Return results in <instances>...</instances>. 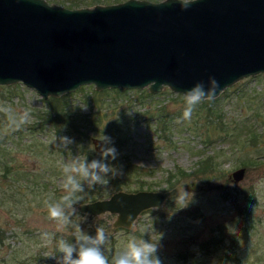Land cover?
I'll return each instance as SVG.
<instances>
[{"label": "rangeland", "instance_id": "1", "mask_svg": "<svg viewBox=\"0 0 264 264\" xmlns=\"http://www.w3.org/2000/svg\"><path fill=\"white\" fill-rule=\"evenodd\" d=\"M47 1L70 5V0ZM75 1L81 7L96 4ZM108 89L89 84L44 99L20 82L0 84V264H57V242L75 243L77 226L90 236L97 227L105 230L108 241L103 248L109 262L134 237L157 245L163 264H180L182 255L189 264H264V72L205 99L190 119L177 114L185 108L183 93L167 86L155 93L147 88ZM208 108L214 111L208 113ZM159 109L172 116L165 131L157 130L154 116ZM70 115L81 129L74 134L63 125ZM79 116L100 124L84 135L85 122ZM53 119L57 127L51 125ZM111 122L121 127L125 123L127 142L110 137L106 127ZM93 136L111 138L118 156L110 163L120 162L121 169L113 165L122 179L120 190H168L177 185L183 190L162 207L142 211L130 228L113 227L115 214L93 216L77 209L68 225H59L49 218L47 204L58 201L54 194H65V162L100 158ZM63 137L72 142L65 146ZM213 150L222 153L218 169L205 176L192 173L199 155ZM243 161L248 164L241 165ZM241 166L244 177L233 182L229 175ZM181 170L189 175H180ZM170 172L179 174L172 185L167 181ZM112 178L109 174L107 185H85L77 204L92 201L87 191L94 200L110 196L116 191ZM45 233L50 239L43 238Z\"/></svg>", "mask_w": 264, "mask_h": 264}, {"label": "water", "instance_id": "2", "mask_svg": "<svg viewBox=\"0 0 264 264\" xmlns=\"http://www.w3.org/2000/svg\"><path fill=\"white\" fill-rule=\"evenodd\" d=\"M190 4L186 9L184 5ZM264 72V0H123L70 8L47 0H0V84L22 83L42 98L80 86L184 93L209 77L216 96ZM99 137H91L99 152ZM245 174L231 172L233 182ZM168 190H116L77 204L81 213L115 214L130 228ZM180 264H189L182 262Z\"/></svg>", "mask_w": 264, "mask_h": 264}, {"label": "clouds", "instance_id": "3", "mask_svg": "<svg viewBox=\"0 0 264 264\" xmlns=\"http://www.w3.org/2000/svg\"><path fill=\"white\" fill-rule=\"evenodd\" d=\"M190 4L184 5L186 9ZM219 83L214 77H209L207 86L203 81L197 82L191 89L183 93L185 108L183 119H190L197 105L205 99L215 97ZM72 141L61 138V143L67 146ZM110 137L99 139L100 158L88 162L76 157L62 166L64 195L54 203L47 204L48 216L59 225H68L72 215L76 213L74 205L78 203V194L84 192V186L107 185V177L116 174V169L110 163L117 159L118 153ZM78 235L75 243L64 239L57 242V252L60 254L57 264H163L158 255L159 247L147 240L130 238L124 249L109 259L104 254L103 246L108 241V235L102 227H97L94 236L84 233L77 226ZM43 238L50 239L48 233Z\"/></svg>", "mask_w": 264, "mask_h": 264}, {"label": "trees", "instance_id": "4", "mask_svg": "<svg viewBox=\"0 0 264 264\" xmlns=\"http://www.w3.org/2000/svg\"><path fill=\"white\" fill-rule=\"evenodd\" d=\"M120 1H123V0H93L92 2L93 3H103V4H107V3H115V2H120ZM151 1H159V0H151ZM79 2H76L75 0L72 1L70 0V5L68 7L70 8H76V7H81L80 4H78ZM87 6V5H86ZM106 91H108L109 89L106 88L104 89ZM113 90H120L121 89H113ZM210 101V100H208ZM210 103V102H209ZM164 108V107H163ZM55 111H58V109H55ZM206 111L208 113L210 112H213L214 110H211L210 108L206 109ZM183 111L179 110L177 111V114H182ZM56 115V114H55ZM169 114L165 113L164 111L160 112V109L158 111V113L154 116L155 118V121L156 123L158 122V126H157V130L159 131H165L167 129H169L170 127V122H171V119H172V116H168ZM60 116H55L56 119H59ZM89 117V116H88ZM56 119H53V121H50L51 125L52 126H55L57 127V120ZM79 121L82 122H85L83 124V133L84 135L86 134V132H89V131H94L97 129V126L100 124V120H97L95 118L93 119H90V118H87L86 116L82 117V116H79L78 117ZM72 120H76L75 116L73 115H70L68 118H65V120H63V125L66 127V129L69 131L70 134H74L76 132H79L81 129H78V127L76 126L77 124H75V122H73ZM108 125V124H106ZM125 126V123L122 125V127L120 126V124H117L116 122H111L109 123V125L106 127V130H107V133H109L110 137H113L114 139H117L120 144L122 143H125L127 142V139L125 137V130H124V127ZM195 128H197V126H194ZM222 128H224V125L221 126ZM221 128V129H222ZM82 132L78 133V134H81ZM251 135V134H250ZM253 138L255 137V139L257 138V134L255 133H252ZM201 154V153H200ZM199 155V153H198ZM222 155L221 152H217L215 150L212 151L211 154H204V155H199V158L197 160V164H196V168L194 171H192V173H195L197 175H202V176H205L207 175V173L210 172V170H217L218 169V166L220 164L219 161H217V159ZM205 156V157H204ZM91 155L89 154L88 158H90ZM92 159H87L88 162H90ZM245 164H248L247 162H242L241 165H245ZM114 167H120V162L117 160L116 163H113ZM125 167V166H124ZM121 169V167H120ZM208 171V172H207ZM117 172V171H116ZM180 175H189V172H185L183 170H181V173H179ZM179 174H176V173H172L170 172V175L167 179L168 181V184L169 185H172L173 182L175 181L176 177H178ZM110 175H112L110 173ZM129 174H124V178L126 179L127 177H130L128 176ZM112 181H113V185L116 187V190H120V183L122 181V179L120 178V176L118 177V175H114L113 178H112ZM150 188V186H149ZM250 192H253V191H250ZM246 194V193H249V192H243L242 191V194ZM87 194H88V197H90L92 200H94L93 197H91L90 195L92 194L90 191H87ZM251 195H253V193H249ZM53 197H56V199H60L62 196L60 195H57V194H54ZM236 207H238V205L236 204ZM193 213V212H190V214ZM218 241L220 243L224 242V240L220 237L218 238ZM202 243L200 244V246L202 247ZM183 256V262H187L186 260V256L185 255H182ZM189 263V262H188Z\"/></svg>", "mask_w": 264, "mask_h": 264}]
</instances>
